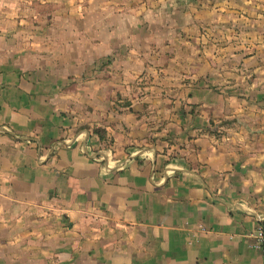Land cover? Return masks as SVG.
Masks as SVG:
<instances>
[{
    "label": "crops",
    "instance_id": "obj_1",
    "mask_svg": "<svg viewBox=\"0 0 264 264\" xmlns=\"http://www.w3.org/2000/svg\"><path fill=\"white\" fill-rule=\"evenodd\" d=\"M264 0H0V264H263Z\"/></svg>",
    "mask_w": 264,
    "mask_h": 264
},
{
    "label": "built area",
    "instance_id": "obj_2",
    "mask_svg": "<svg viewBox=\"0 0 264 264\" xmlns=\"http://www.w3.org/2000/svg\"><path fill=\"white\" fill-rule=\"evenodd\" d=\"M250 236L254 239V246L263 254L264 264V220H261Z\"/></svg>",
    "mask_w": 264,
    "mask_h": 264
}]
</instances>
